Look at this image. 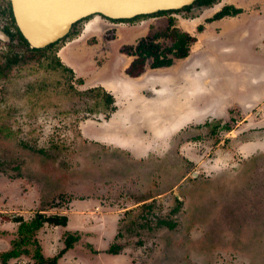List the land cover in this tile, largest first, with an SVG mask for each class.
Instances as JSON below:
<instances>
[{
    "label": "rangeland",
    "instance_id": "obj_1",
    "mask_svg": "<svg viewBox=\"0 0 264 264\" xmlns=\"http://www.w3.org/2000/svg\"><path fill=\"white\" fill-rule=\"evenodd\" d=\"M168 18L186 56L160 37L170 65L127 74L126 47ZM73 28L54 49L70 71L50 50L0 76V252L42 209L67 216L37 231L44 256L79 237L56 264H264V0Z\"/></svg>",
    "mask_w": 264,
    "mask_h": 264
},
{
    "label": "trees",
    "instance_id": "obj_2",
    "mask_svg": "<svg viewBox=\"0 0 264 264\" xmlns=\"http://www.w3.org/2000/svg\"><path fill=\"white\" fill-rule=\"evenodd\" d=\"M218 0H195L192 4L184 6L177 10H161L151 14H140L136 15L129 19H110L111 21H131L138 18L146 17V16H154L161 15L171 12H179L185 11L188 12L191 10L193 5L197 7H208ZM239 12L238 8H235L231 5L222 6L220 10L214 13V18H219L224 15H232ZM167 26L165 31H155L153 33L147 34L144 38H141L138 43L135 45L133 49L131 47H126V51H129L130 55L134 56V58L130 61V64L126 68V73L130 76H137L139 71L142 69V66L146 60V58H152V66L160 67V66H168L171 63V58L167 56L164 51L160 48V42L157 41L160 37L168 38L171 41L170 47L165 51L171 53L174 57L182 58L185 57L188 51V44L192 37L189 33L180 30L177 26L174 25V19H167ZM76 24V23H75ZM73 24L72 26H74ZM24 40V38H22ZM24 42H26L24 40ZM58 41H55L45 48L38 49L34 48L33 52L37 54H44V51L52 50L53 52V60L56 62L55 65H59L66 70V67L63 66L62 62L58 57L54 54V49H56V45ZM69 70V69H67ZM70 71V70H69ZM102 89V88H101ZM103 90V89H102ZM104 91V90H103ZM105 92V91H104ZM105 99L107 104H110V111L114 110L115 107L111 105L113 102V97L109 93H105ZM207 124V122L205 123ZM228 125H225V128ZM179 202L178 200H176ZM179 205V204H178ZM177 207L174 209L177 210ZM41 210V211H40ZM16 221L18 222V226L16 229L15 237L11 241V247L7 250L0 252V262L5 264L10 259L18 258L21 255H25L34 260L32 264H56L58 258H60L67 250L73 248L75 242L79 239L77 233L66 231L63 235V247L59 250V252L53 256H44L42 253L41 245L36 237L37 231L43 226L45 222L65 226L67 223V216L64 214H46L42 212V209H37L34 212V215L29 220H25L22 217H17ZM165 224H168L169 227L174 226V223L163 221ZM118 234V233H117ZM116 234V236H117ZM120 247L115 244H111L107 249L110 253H116V251Z\"/></svg>",
    "mask_w": 264,
    "mask_h": 264
},
{
    "label": "water",
    "instance_id": "obj_3",
    "mask_svg": "<svg viewBox=\"0 0 264 264\" xmlns=\"http://www.w3.org/2000/svg\"><path fill=\"white\" fill-rule=\"evenodd\" d=\"M15 24L30 47H45L68 34L92 14L129 19L161 10H177L194 0H9Z\"/></svg>",
    "mask_w": 264,
    "mask_h": 264
},
{
    "label": "flooded vegetation",
    "instance_id": "obj_4",
    "mask_svg": "<svg viewBox=\"0 0 264 264\" xmlns=\"http://www.w3.org/2000/svg\"><path fill=\"white\" fill-rule=\"evenodd\" d=\"M208 7H211V6H208ZM198 9H200V7L193 5L191 7V10L188 12L198 10ZM94 15H98V14L89 15V16H87V18L94 16ZM99 16H102V15H99ZM104 18H106V17H104ZM106 19H109V18H106ZM78 21H80V20H78ZM90 21H93V19ZM77 22H75V23H77ZM74 26H72V30L69 31L68 34L65 35L63 38H66L70 34L73 33V31H74L73 27ZM22 38H24V37L22 36L21 32L19 31V29L17 28V26L15 24V19L13 16V12L11 10V5H10L9 0H0V76L6 74L15 65H19V64L26 62L27 60L32 58V56L39 57V56H42L46 53V51H44V54L40 55V54L33 52L34 48L29 46V43L27 42V40L25 38H24V40L26 42H24V40ZM63 38L59 39V41L62 40ZM45 47H41L38 49H42ZM47 51H50V50H47ZM54 54L56 57H58L56 55V51L54 52ZM63 66L66 67V65H64V64H63ZM67 69H69V68L66 67V71H68ZM69 70H71V69H69ZM171 109H172V107H171Z\"/></svg>",
    "mask_w": 264,
    "mask_h": 264
},
{
    "label": "crops",
    "instance_id": "obj_5",
    "mask_svg": "<svg viewBox=\"0 0 264 264\" xmlns=\"http://www.w3.org/2000/svg\"><path fill=\"white\" fill-rule=\"evenodd\" d=\"M93 20H94V21H93L94 24H92V26H90V27L92 28V30H93V26L95 25L96 18H94ZM178 100H179V101H180V100H184V103L187 104V102H189V103L191 102V97H190L187 93H184V94H182V95L180 96V99H178ZM189 103H188V104H189ZM173 109H174L173 107H172V109L170 108L169 113L172 112ZM185 112H186V111H182V112H180L179 115L177 116V118H178L177 120H180V117H181L182 115H184ZM174 120H176V119L174 118ZM184 120L187 121L188 118H185ZM184 120H183V121H184ZM74 246H75V244H74ZM66 252H67V251H66Z\"/></svg>",
    "mask_w": 264,
    "mask_h": 264
},
{
    "label": "bare ground",
    "instance_id": "obj_6",
    "mask_svg": "<svg viewBox=\"0 0 264 264\" xmlns=\"http://www.w3.org/2000/svg\"><path fill=\"white\" fill-rule=\"evenodd\" d=\"M195 47V46H194Z\"/></svg>",
    "mask_w": 264,
    "mask_h": 264
}]
</instances>
